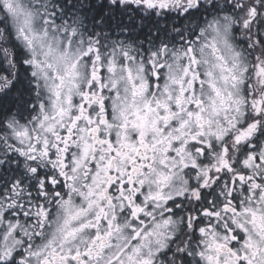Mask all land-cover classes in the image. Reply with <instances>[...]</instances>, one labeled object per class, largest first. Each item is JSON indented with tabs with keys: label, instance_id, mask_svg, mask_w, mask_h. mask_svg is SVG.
<instances>
[{
	"label": "snow or ice",
	"instance_id": "6c2138e0",
	"mask_svg": "<svg viewBox=\"0 0 264 264\" xmlns=\"http://www.w3.org/2000/svg\"><path fill=\"white\" fill-rule=\"evenodd\" d=\"M0 264H264V0H0Z\"/></svg>",
	"mask_w": 264,
	"mask_h": 264
}]
</instances>
